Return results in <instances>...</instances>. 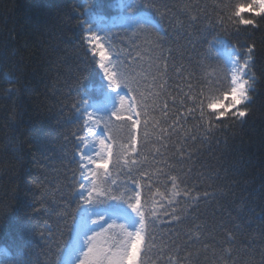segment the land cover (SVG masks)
Wrapping results in <instances>:
<instances>
[{"label": "trees", "instance_id": "1", "mask_svg": "<svg viewBox=\"0 0 264 264\" xmlns=\"http://www.w3.org/2000/svg\"><path fill=\"white\" fill-rule=\"evenodd\" d=\"M118 1L96 0L101 5L100 13L109 19L120 14ZM84 2L0 0V247L21 244L22 238L31 237L35 251L40 253L44 246L40 236L43 212L36 209H41L43 191L51 186L59 189L58 196L66 195L79 181L78 137L83 136V129L73 104L81 96L89 101L97 99L104 91L97 60L82 40L79 17ZM135 3L139 6L141 0ZM217 3L218 0H170L181 19L187 21L185 12L198 17L197 28L189 29L194 36L206 25L216 24ZM244 15L260 23L256 28L239 25L238 34L234 28L222 31L217 25L215 32L204 35L209 41L219 36L237 47L254 46L256 94L243 123L228 121L207 142H184L193 133L203 135L197 131L199 112L195 114L197 119L187 112L192 101L185 93L189 83L193 92L202 88V54L209 57L213 67L217 66L216 55L208 52L209 45L203 39H194L195 47L187 40L180 41L179 46L162 41L165 55L172 49L164 77L167 84L156 101V110L153 112L150 104L149 112L168 132L161 133L160 127L150 123L146 140L141 117L137 149L153 187L149 192L142 180L140 191L148 201V210L157 213L153 232L158 249L173 240L185 244L187 235L197 234V225L215 229L213 235L219 241L241 223L243 215L246 235L240 239L255 240V246L242 248L237 264H245L249 257L254 264H264V16ZM164 27L169 28L167 20ZM117 50L121 59L128 61V71L156 74L157 66L163 67L164 62L157 59L161 49L151 52L141 45L137 50L124 32L113 35L110 51L115 55ZM240 51L246 53L244 48ZM180 67L184 69L183 77L176 72ZM13 78L16 82L10 83ZM147 83H151V77ZM164 104L168 106L167 116L161 111ZM120 128L114 124L118 143L123 140L120 134L124 135ZM177 149H185L192 159L187 155L180 159ZM111 173L117 184L127 181L125 171L116 166ZM171 175L183 181L179 196L172 195ZM157 189L161 195H155ZM205 192L209 194L207 198ZM197 194L201 197L198 205L191 198ZM170 199L174 203H169ZM175 214L181 216L182 222L172 219ZM29 225H35L36 231L30 232ZM70 225L71 220L64 225L65 239ZM44 255H40L41 264ZM219 256V248L215 258L211 249L206 253L201 250L199 264H224ZM150 259L146 258V264ZM155 260L156 264H169L164 253Z\"/></svg>", "mask_w": 264, "mask_h": 264}, {"label": "snow or ice", "instance_id": "2", "mask_svg": "<svg viewBox=\"0 0 264 264\" xmlns=\"http://www.w3.org/2000/svg\"><path fill=\"white\" fill-rule=\"evenodd\" d=\"M100 7L96 0H85L81 5L79 23L82 27V40L87 43L88 51L93 57L97 54L99 56L95 64H98L102 78L106 81L105 87L110 91H104L102 97L92 104L83 96L78 97L73 104L89 133L92 132L93 124L98 129L99 150L94 153L97 158L93 159L91 152H81V179L66 195L60 193L58 196L59 189H53L51 186L43 191L41 209H36L43 212L40 236L44 246L41 252L35 251L31 237L22 238L21 244L13 243L0 247V264H41V253L45 254L43 264H146V258L150 257V264H156L155 257H159L161 253L167 255L169 264H199L201 250L206 253L211 249L215 258L216 248H219V260L224 264H237L241 249H251L255 246V240L240 239L246 235L243 230L246 217L243 215L240 216L241 223L236 224L233 230L228 231L226 238L219 241L213 235L215 229H204L197 225V234L187 235L185 244L181 245L173 240L170 245L164 242L158 249L153 232L157 213L148 210V201L142 198L140 191L142 180L149 192L153 185L150 182V174L141 166L137 144L141 117L146 140L150 123L153 127H160L161 133L168 132V129L161 126L160 121L149 112L150 104L152 111L156 110V101L163 95L161 90H164L167 84L164 77L167 75V61L172 55V49H168L167 55L163 53L164 40L178 46L180 41L187 40L195 47L194 39H203L209 45L208 52L216 53V67L212 66L207 55L202 54V88L193 92L189 83V91L185 93L192 101L187 112L194 119H197L195 114L199 112L197 131H202L203 135L198 137L193 133L184 142H207L215 130L222 129L228 121L244 122L256 94L254 46L237 47L219 36H214L209 41L204 33L215 32L217 25L222 31L234 28L237 34L241 30L239 25H251L256 28L260 21L245 18L244 14L249 12L255 16H264V0H218L219 13L216 24H209L203 30H197L195 36L189 29L197 28L200 23L198 17L185 12L187 21L181 19L171 6L170 0H141L139 6L132 0H127L120 4L121 12L115 20L104 17L99 11ZM165 20L168 21L169 28L164 27ZM117 32L126 33L137 50L141 45L151 52L161 49L157 59L164 62L163 67L157 66L156 74L128 71L125 68L128 61L121 59L118 54L120 50H117L115 55L110 51L113 35ZM240 48L246 49V53L242 54ZM176 72L178 76L183 77L182 67ZM149 77L150 84L147 83ZM9 82L16 81L13 78ZM112 93L118 95L113 97ZM167 107V104L161 107L165 116L168 115ZM105 115L110 119L129 122L127 129L120 128L126 139L119 141L118 145L114 136L108 135L105 138L104 128H100ZM109 124L110 121L105 124V128H108ZM78 139L83 143V138ZM114 147L116 151H113ZM156 151L159 152V148ZM177 153L180 159L185 155L192 159L185 149H177ZM113 160L118 169L125 171L127 181L123 185L117 184L111 177L109 165ZM224 171L227 172L228 169ZM235 171L238 173L240 169ZM168 178L174 190L172 195H181L179 189L183 181L176 175ZM131 185H135V188ZM155 195H161L158 189ZM208 196L205 192L204 198ZM191 198L197 205L201 200L198 194ZM169 203L174 201L170 199ZM172 211L176 213L175 208ZM172 219L182 222L179 214L173 215ZM68 220H71V225L67 228L68 235L65 239L64 225ZM248 223L250 224V221ZM29 230L35 232V225H29ZM245 264L254 262L249 257Z\"/></svg>", "mask_w": 264, "mask_h": 264}, {"label": "rangeland", "instance_id": "3", "mask_svg": "<svg viewBox=\"0 0 264 264\" xmlns=\"http://www.w3.org/2000/svg\"><path fill=\"white\" fill-rule=\"evenodd\" d=\"M122 2H127V0H119L118 1V7H119V10H120V12H121V9H120V4L122 3ZM132 2H136V0H132ZM247 13H249V12H246L245 14H247ZM249 14H253V13H249ZM120 15V14H119ZM119 15H117V16H115L112 20H115ZM226 41V40H225ZM228 42V41H227ZM214 54L216 55V53L214 52ZM96 59H97V61H98V59H99V56H98V54H97V56L95 57ZM99 69V68H98ZM100 72V71H99ZM100 76H101V79H102V83H103V85H104V87H105V85H106V81L105 80H103V78H102V73L100 72ZM105 89H106V87H105ZM105 91H110V90H105ZM103 94V93H102ZM118 95V93H112V96L113 97H115V96H117ZM90 104H92V103H90ZM115 107V103L113 104V108ZM113 119H115V118H111L110 119V117L108 116V115H105L104 116V119L101 121V123H100V128H104V134H105V138H107L106 137V133L108 134V135H112V136H114V137H117V133H116V131H114V129H113V127H112V125L113 124H115L116 125V127H123V128H125V129H127L128 128V124H129V122H114L113 121ZM109 121H110V124H109V127L108 128H105V124L106 123H109ZM85 125V124H84ZM142 125V118H141V124H140V126ZM140 126H139V129H140ZM91 128H92V132L91 133H89V131H88V129H87V127L85 126V135L82 137L83 138V143H82V141H81V139H80V141H79V144H80V147H81V152H85V151H88V152H91V153H93V159H96L97 157L94 155V153L96 152V151H98L99 150V146H98V143H97V140H98V129H97V127H96V125L95 124H93V125H91ZM124 139H126V136L124 137ZM117 145H118V143H117ZM114 151H116V148L114 147ZM81 154V153H80ZM80 154H79V156H80Z\"/></svg>", "mask_w": 264, "mask_h": 264}]
</instances>
